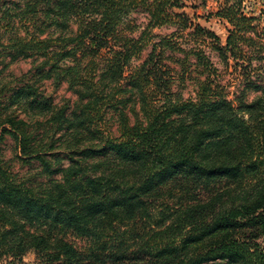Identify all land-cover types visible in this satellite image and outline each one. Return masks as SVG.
Returning a JSON list of instances; mask_svg holds the SVG:
<instances>
[{
    "label": "trees",
    "instance_id": "16d2710c",
    "mask_svg": "<svg viewBox=\"0 0 264 264\" xmlns=\"http://www.w3.org/2000/svg\"><path fill=\"white\" fill-rule=\"evenodd\" d=\"M214 1L225 41L175 12L183 0H0V32L11 36L0 39V60L9 58L0 77L12 62L34 63L15 86L0 85V143L11 136L22 167L40 170L20 176L0 156V259L264 264V85L244 72L240 97L227 99L213 63L194 49L185 63L193 54L208 74L186 100L164 64L170 41L150 39L179 19L226 68L262 60L264 9L256 0ZM135 12L147 15L140 36L129 23ZM46 81L66 83L74 107L54 105L41 90ZM247 90L258 95L245 100ZM109 113L118 136L103 129ZM63 141L66 156L56 151ZM71 236L88 245L80 250Z\"/></svg>",
    "mask_w": 264,
    "mask_h": 264
},
{
    "label": "rangeland",
    "instance_id": "374dc122",
    "mask_svg": "<svg viewBox=\"0 0 264 264\" xmlns=\"http://www.w3.org/2000/svg\"><path fill=\"white\" fill-rule=\"evenodd\" d=\"M183 2L185 5L184 8L181 10H175V12H184L189 17V20L191 22L193 21V24L197 22L198 24L214 31L222 39V41L226 40L228 34L227 25L214 15L218 10V4L214 0H183ZM252 3L253 6H256V11H259L261 8L264 9V0H256ZM257 14H259V12H257ZM16 21L18 22L19 20L16 19ZM178 21L179 19H176L174 20L173 24L170 23L161 28L154 29L152 32L153 37H150V39L154 40V42H158L163 38L170 41L171 48H167L164 51L165 57L163 60L164 64L174 68L173 75L175 77V81L173 84V91L175 94H179L180 97L186 100L194 99L197 94L198 83L200 81H204L207 78L208 73H206V71L204 73V67L202 65H198L197 58L193 54L188 56V62L187 64L185 63L186 54H188L190 50L194 49L204 51L208 60L213 63L214 69L217 70V73L215 74L217 77H215V81H213L214 86H220L227 95V99L236 100L240 97L241 92L244 90L246 85L243 75L244 72L246 73V76H249L252 81H255L257 84L264 85V53L262 54L263 59L254 60L250 67H247L246 63L243 65V68H235L234 64L231 63L230 67L226 68L221 63L216 53L210 50L209 46L200 41L196 42L195 38L190 35L192 34L191 32L193 30L192 27H190L191 23H188V27L190 28L183 32L177 23ZM147 22V15L141 12H135L129 17V23L133 26H137L138 28L134 36H140L141 32H143L145 29ZM262 26H264V24H262ZM19 29L22 31V36H24L26 32L24 27L20 26ZM71 29H77L75 21L73 22ZM10 37V35L0 32V39L3 40L4 43H6ZM151 51L152 43L143 50L138 58L134 59L132 63L133 68L135 69L141 66L142 63L148 58ZM107 54L108 50H104L102 57H106ZM8 62L9 58L1 59L0 70H4L3 65L8 64ZM102 65L103 61L101 66ZM30 70H34V63L32 59H21L16 62H12L8 65V68L3 71L0 77V85L6 84L13 87L15 86V83H19L17 80L23 75L27 74ZM41 90H43L47 96L52 97L54 105L56 106L68 104L72 108L74 107V104L77 100L72 91L68 89V85L66 83L57 86V84L53 83L52 81H46L42 84ZM257 95L258 93L254 92L253 90H247L244 94V99L250 101ZM20 115L21 117L24 116V118H26L25 114ZM106 117L107 119L105 123L102 124L103 129L105 132H107L109 129H112L114 134L118 136V132L116 131L117 118L113 117L112 113L107 114ZM31 118L32 117H30V119ZM37 119L40 121L46 120L41 116L36 117L34 120ZM60 135L61 134L59 132L57 137H60ZM61 143L63 144L62 147L60 146ZM61 143H59V147H57L56 151L61 155L66 156L64 150L65 143L64 141ZM17 154L18 151L15 141L11 136L6 135L3 142L0 143V156L11 162L14 171L23 177L34 176L40 171L37 170V168L29 169L28 167H22V164L16 159ZM165 200V202H168L169 207H171L176 201L172 198L168 199V197ZM69 240L80 250H84L88 245L87 241L78 239L74 236L69 237ZM258 243L264 247L263 239H260ZM12 261L13 260L11 259H0V264H11ZM23 264H41V261L38 260L34 253H29L23 259Z\"/></svg>",
    "mask_w": 264,
    "mask_h": 264
}]
</instances>
